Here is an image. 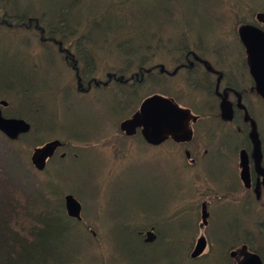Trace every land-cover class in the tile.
I'll return each mask as SVG.
<instances>
[{
  "label": "trees",
  "instance_id": "1",
  "mask_svg": "<svg viewBox=\"0 0 264 264\" xmlns=\"http://www.w3.org/2000/svg\"><path fill=\"white\" fill-rule=\"evenodd\" d=\"M191 1L148 0L149 5L132 6L136 0H47L43 4L38 1L36 8H26L20 13L17 8H7L11 1L0 0V31H3L0 33V99L8 102L2 112L6 117L25 119L32 127L29 134L13 142L0 133V264H88L89 257L98 259V264H109V259L113 264H156L149 249L162 246L164 240H168V236L162 235L167 229L163 221L160 227H153L156 238L152 243H144L139 236L141 232L137 235L133 231L132 245L123 250L119 258L113 259L108 247L104 253H98L102 239H93L89 225L66 214L61 193L53 192L49 180L44 177L45 170L39 173L34 169L29 152L45 142V135L54 130L63 135L65 142L89 139L91 136L75 137L73 128L62 124L60 114L69 117L76 114L79 118L77 99L96 89L111 90L113 87L120 98L137 96L135 90L144 82V70L149 61L151 65L160 64L152 54L172 59L190 58L191 55L205 58L201 53L208 47L204 39L191 37L186 30L176 32L189 25L179 24L177 17L189 12ZM197 4L205 19L212 20L209 23L213 26L214 42L209 46L222 44L217 37H220V26L224 25L221 20L224 15L219 16L218 11H224L235 20L241 12L250 15L245 21L233 23L230 44L235 43L237 49H240L234 34L237 26L255 24L252 21L255 11L264 12V0L256 5L251 0H197ZM51 12L56 13L54 18ZM261 29L264 31V25ZM16 37L27 50L2 49L1 44L11 46ZM110 41H117V47L127 51L126 58L120 65H106V81L102 84L96 77L97 57L101 61L102 46ZM30 43L40 48L35 55L28 52ZM40 61L55 63L57 75L51 94L42 85ZM124 83L128 84L126 88ZM58 90L64 91L59 101L60 109L54 103ZM123 105L128 106L125 102ZM254 220L259 222V216ZM77 226L82 228L79 233H76ZM249 226L247 221L237 234H248L246 237L254 238L250 241H256V245L260 243L258 250L263 253L264 264V226L253 223L252 229L245 230ZM69 233L74 238V248L67 243ZM92 242L95 247L90 252L87 246ZM256 245L252 244L251 250ZM166 262L172 264L170 261L162 264Z\"/></svg>",
  "mask_w": 264,
  "mask_h": 264
},
{
  "label": "rangeland",
  "instance_id": "2",
  "mask_svg": "<svg viewBox=\"0 0 264 264\" xmlns=\"http://www.w3.org/2000/svg\"><path fill=\"white\" fill-rule=\"evenodd\" d=\"M9 1L11 2L7 4L8 9L14 10L17 8L22 13L26 8H36L38 1L43 4L45 3L43 1L47 0ZM258 1L251 0L254 5ZM139 5H149L148 0H136V3L132 4V6ZM257 12L262 11H255V13ZM217 13H219V16L224 15L221 17L224 25L220 26V37H217L222 44L211 45L209 47L211 51L203 55L206 58H211V52L214 49L217 53L225 43L226 45L230 44V41L233 40L232 26L236 20L245 21L250 16L245 12H241L235 20L230 19V15L228 16L224 11H218ZM50 16L54 18L56 13L51 12ZM177 18L179 24L186 22L189 25L185 29L178 28L176 32L186 30L191 34V37L193 35L204 39L206 46L213 44V26L209 23L212 20L208 22V19H205L207 17L204 16L202 9L198 7L197 0L191 1L189 12L185 16ZM252 21L255 23L254 15ZM2 32L0 31V33ZM234 34L236 35V31ZM21 36L25 38V35ZM11 46L1 44L4 50L10 48L22 52L27 50L21 44L19 37L12 41ZM117 46V41H110L102 46L101 61L99 56L97 57L98 70L96 77H98V80L106 81V65H120L123 59L126 58L125 53L127 51ZM230 47L234 49V53L238 51L235 43L232 42ZM191 48L194 49L192 46ZM39 50L40 48L34 46V43H30L29 54L35 55ZM141 54L142 52H138V55ZM178 56L176 55V57ZM167 57L166 55L161 57L160 54L158 56L152 54V58L160 61V63ZM226 58H231V56ZM46 63L40 61L38 65L41 69L42 85L45 89L50 90L51 94L56 82L57 69L54 65L55 63H47L48 65ZM124 87L126 88L127 86ZM105 90H94L90 95L77 99L79 118L76 114L70 117L65 113L60 114L62 124L69 129L73 128L71 130L75 133V137L85 138L86 136H91L89 138L91 142L86 144L69 142L70 146L65 150L67 158H62L61 160H64V162L59 163L58 154L55 159L48 162L44 177L47 181L49 180V185L54 193H61L63 204L65 195H72L81 203L82 221L80 222L90 226V235L93 239H102V248L98 253H104L108 247L111 257L116 259L120 257L119 254L123 250L132 245L134 241L133 231L137 232L138 235L139 231L145 232L149 227H160L163 218H165L164 216L171 220L177 204L190 193V188L186 182L187 176L185 172L175 163L176 170H172V159L175 154H179V150L174 153L175 149L170 147L166 149L163 147L162 150H159V148L153 149V147L145 145L139 136L129 139L120 137L119 123L128 114H131V111L137 108L141 100L147 95V83L137 85L135 90L137 91V96L126 95L120 98L118 93L114 92L115 88L107 89L106 92ZM129 91L131 94L133 89ZM56 93L54 103L60 109L62 107L59 105V101L64 95V91L58 90ZM122 102H125L128 106H122ZM75 121L77 122L74 124L73 122ZM53 137H59L60 140L63 139V135L58 130L48 132L44 138ZM21 150L25 151L23 148ZM167 162L168 169L166 167ZM196 178L201 179L202 177L196 174ZM223 178L215 176L211 180L207 179L215 188L224 185ZM195 202L196 205L199 204L200 199L197 198ZM232 208L233 211H237L236 206L232 205ZM54 217L57 218V215ZM225 223L227 229H225ZM81 229L80 226H77L76 233L81 232ZM199 229L206 230L205 227H199ZM228 229L227 221L211 220L208 225V232L214 241L227 239L229 237ZM162 235L168 236V240H164L165 243L162 246L156 245L149 249L156 264H162L163 261H170L172 264H222L223 259L221 257L216 258L214 254L207 255L205 253L207 246L203 252L204 254L190 263L184 256V246L185 248L191 246L192 249L193 242L189 240L185 245L186 240H182L181 230L177 224L167 228ZM184 235H188V231ZM66 240L68 245L74 248L75 241L71 233H69ZM227 244L229 243L227 242ZM94 247L93 242L87 246L90 252H92ZM217 250L219 256H222L220 253L224 249L219 247ZM89 254L91 255V253ZM89 258L88 264L98 262L95 257ZM109 260V264L114 263L113 260ZM166 264L169 263L166 262Z\"/></svg>",
  "mask_w": 264,
  "mask_h": 264
},
{
  "label": "flooded vegetation",
  "instance_id": "3",
  "mask_svg": "<svg viewBox=\"0 0 264 264\" xmlns=\"http://www.w3.org/2000/svg\"><path fill=\"white\" fill-rule=\"evenodd\" d=\"M238 43L240 49L236 53L227 44L217 53L214 49L211 58H166L156 65L149 61L143 82L147 83L148 96L160 95L188 115L182 123L186 132L180 130L175 139L168 134L159 144L147 145L159 150L170 147L174 153L179 150L172 159V170H176L175 164L180 167L190 188V193L177 204L172 219L165 216L162 220L164 226L177 224L182 240H191L192 248L204 239L207 255L220 258L217 249L223 248L227 254L222 257V264H237L242 259V247L251 253L259 252L260 243L256 245V241H250L253 237L237 232L251 220L264 226V101L254 90L243 46ZM209 47L204 48L202 55L211 51ZM119 133L120 137L129 138L120 130ZM136 135L140 136L139 130L131 137ZM63 148H57L52 157L59 154V159L64 158ZM166 167L169 168L168 162ZM243 169L246 181L241 179ZM196 174L202 178H196ZM215 176L224 177L223 186L213 188L208 182L207 178ZM197 198L200 202L196 205ZM256 216L259 222H255ZM211 220L228 222L227 239L211 238ZM224 226L227 229L226 223ZM187 231L188 235H184ZM245 242L256 245V249L251 250L252 244ZM185 249L184 246V256Z\"/></svg>",
  "mask_w": 264,
  "mask_h": 264
},
{
  "label": "water",
  "instance_id": "4",
  "mask_svg": "<svg viewBox=\"0 0 264 264\" xmlns=\"http://www.w3.org/2000/svg\"><path fill=\"white\" fill-rule=\"evenodd\" d=\"M254 18L257 24H264V13L257 12ZM259 25L241 24L237 27L236 33L245 52V61L253 80L254 90L264 101V31ZM0 106L6 107L7 103L0 101ZM187 117L186 111L175 106L170 100L159 95H152L141 101L137 111L130 118L123 120L119 128L126 136L134 135L136 129H139L146 144L157 145L168 134L175 139L178 131L186 132L182 123ZM29 130L30 124L24 119L4 117L0 108V132L9 140H17L20 135L28 133ZM184 138H187V135ZM61 145L59 140H52L34 148L30 160L35 169L44 170L47 159L52 157ZM241 179L244 181L247 179L244 169L241 172ZM65 210L69 217L81 220V206L72 195L65 196ZM153 239L154 235L149 231L145 233L143 241L150 243ZM204 247L205 241L201 238L194 245L190 257H197ZM240 250L242 259L237 264H261L259 258L246 252L244 247Z\"/></svg>",
  "mask_w": 264,
  "mask_h": 264
},
{
  "label": "bare ground",
  "instance_id": "5",
  "mask_svg": "<svg viewBox=\"0 0 264 264\" xmlns=\"http://www.w3.org/2000/svg\"><path fill=\"white\" fill-rule=\"evenodd\" d=\"M25 84H26V83H25ZM25 84H21V85H25ZM91 84H92V83H91ZM21 85H20V86H21ZM87 85H88V84H87ZM92 85H93V84H92ZM92 85H91V86H92ZM25 86H26V85H25ZM25 86H23V87L25 88ZM69 88H71V87H69ZM71 90H72V88H71ZM74 90H76V89H74ZM96 90H97V89H96ZM14 106L16 107V105H14ZM14 106H13V107H14ZM18 106H19V105H18ZM18 106H17L16 108H18ZM21 106H22V105H21ZM23 108H24V107H23ZM13 109H14V108H13ZM20 109H21V108H20ZM16 112H17V110H16ZM18 113H19V112H18ZM22 115H23V114H22ZM172 215H173V214H172ZM162 216H163V215H162ZM164 217H165V216H164ZM173 217H175V216H173ZM170 218H171V216H170ZM163 219H164V218H163ZM167 219H168V218H167ZM165 221H166V220H165ZM168 221H169V220H168ZM96 264H98V263H96ZM102 264H103V263H102Z\"/></svg>",
  "mask_w": 264,
  "mask_h": 264
}]
</instances>
